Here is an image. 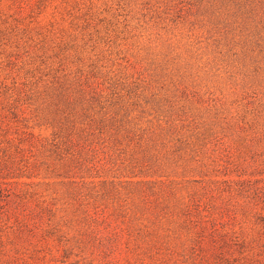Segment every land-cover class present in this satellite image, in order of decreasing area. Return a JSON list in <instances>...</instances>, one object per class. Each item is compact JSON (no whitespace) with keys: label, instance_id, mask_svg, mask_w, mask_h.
Returning <instances> with one entry per match:
<instances>
[{"label":"trees","instance_id":"16d2710c","mask_svg":"<svg viewBox=\"0 0 264 264\" xmlns=\"http://www.w3.org/2000/svg\"><path fill=\"white\" fill-rule=\"evenodd\" d=\"M70 2L0 0V264H264V126L231 139L132 77L54 67L25 18ZM223 3L264 25V0Z\"/></svg>","mask_w":264,"mask_h":264},{"label":"rangeland","instance_id":"374dc122","mask_svg":"<svg viewBox=\"0 0 264 264\" xmlns=\"http://www.w3.org/2000/svg\"><path fill=\"white\" fill-rule=\"evenodd\" d=\"M70 3L71 14L65 6L61 14L55 12L54 3L35 21L26 14L25 24L33 28L34 39L27 46L38 54L45 44V55L54 67L60 61L71 70L95 64L104 67L100 76L117 72L132 77L145 98L159 96V113H164L169 99L177 98V110H187L205 126L216 122V131L224 130L231 139L242 133L241 127L264 126L260 21L236 12L223 0ZM15 46L11 40L6 53H13ZM22 56L20 60L28 58ZM254 135L251 130L248 139ZM254 145L262 153L264 137Z\"/></svg>","mask_w":264,"mask_h":264}]
</instances>
